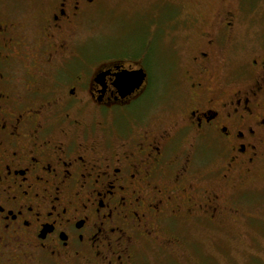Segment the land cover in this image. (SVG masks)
Returning <instances> with one entry per match:
<instances>
[{"label":"flooded vegetation","instance_id":"flooded-vegetation-1","mask_svg":"<svg viewBox=\"0 0 264 264\" xmlns=\"http://www.w3.org/2000/svg\"><path fill=\"white\" fill-rule=\"evenodd\" d=\"M99 1L0 0V264H144L235 221L264 174V36L239 40L241 0H160L153 76L85 61Z\"/></svg>","mask_w":264,"mask_h":264},{"label":"rangeland","instance_id":"rangeland-1","mask_svg":"<svg viewBox=\"0 0 264 264\" xmlns=\"http://www.w3.org/2000/svg\"><path fill=\"white\" fill-rule=\"evenodd\" d=\"M236 1L233 0V6L237 5ZM159 2L100 0L77 29L85 61H92L96 68L103 63L101 60L119 54L141 60L139 55L144 43L153 40V19L158 13L164 15L165 8L159 6ZM239 7V29L244 34L239 40L247 45L255 44L257 35L264 36V0H241ZM24 11V15L34 17L38 10L33 7V12L26 11V8ZM167 16L170 17L169 14ZM177 42L183 44L182 39ZM168 45L169 40L164 46ZM124 60L135 64L133 59ZM154 60L150 57L140 61L149 69L151 76L159 73V65ZM213 158L214 153L207 152L203 162ZM208 166L210 168L213 163ZM252 179L253 182L247 186V194L238 196H241L238 204L242 207V215L235 221H225L209 230L199 227L189 230L191 235L187 241L183 240L180 251L173 248L169 252L171 256L164 252L158 259L150 252L144 264H264V174Z\"/></svg>","mask_w":264,"mask_h":264},{"label":"water","instance_id":"water-1","mask_svg":"<svg viewBox=\"0 0 264 264\" xmlns=\"http://www.w3.org/2000/svg\"><path fill=\"white\" fill-rule=\"evenodd\" d=\"M145 78V73L142 69L127 72L124 71L117 76L118 82L121 86L119 87L121 96L125 97L126 95L133 92L135 89H138Z\"/></svg>","mask_w":264,"mask_h":264}]
</instances>
